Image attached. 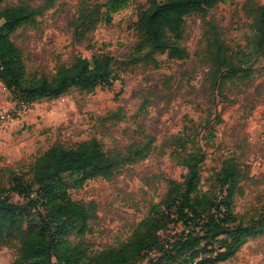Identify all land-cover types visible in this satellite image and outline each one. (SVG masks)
Instances as JSON below:
<instances>
[{
    "label": "rangeland",
    "instance_id": "374dc122",
    "mask_svg": "<svg viewBox=\"0 0 264 264\" xmlns=\"http://www.w3.org/2000/svg\"><path fill=\"white\" fill-rule=\"evenodd\" d=\"M42 0H3V6ZM152 1L165 0H57L35 22L24 25L11 38L22 52L30 79L56 77L61 66L78 58L111 56L113 79L86 92L71 89L57 100L19 104L0 80V194L15 203H27L17 192L31 190L33 166L55 145L66 148L97 140L108 156H120L115 174L97 177L77 186L75 177L62 175L69 197L90 206L94 218L86 231L73 230L67 239L80 244L88 257L128 243L140 222L163 202L169 182L182 183L184 158L201 148V191L211 198L222 193L217 177L223 163L235 164L241 174L233 197L237 219L250 226L260 219L264 206V60L254 64L253 76L210 89L208 66L203 58L206 42L204 18L186 17L179 45L185 60L164 61L135 52L138 13ZM264 5V0H256ZM247 0H224L205 18L224 31L230 46H246L251 19L243 6ZM100 7L92 17L91 11ZM82 8L89 16L79 18ZM117 8L116 11H113ZM94 28L85 30L90 20ZM188 142L184 150L175 138ZM142 152L135 159L133 154ZM118 159V157H117ZM32 189L31 197L38 195ZM172 228L173 232L177 229ZM167 234V233H163ZM19 241L0 248V264H13ZM158 254L144 256L137 264H153ZM82 259L79 264H86ZM219 264H264V234L251 238L236 255Z\"/></svg>",
    "mask_w": 264,
    "mask_h": 264
},
{
    "label": "trees",
    "instance_id": "16d2710c",
    "mask_svg": "<svg viewBox=\"0 0 264 264\" xmlns=\"http://www.w3.org/2000/svg\"><path fill=\"white\" fill-rule=\"evenodd\" d=\"M224 0H165L152 1L141 8L135 30L138 43L135 52L144 54L154 63L155 55L164 61L185 60L189 57L179 45L186 17L204 18V53L208 66L206 82L214 88L222 82L234 83L253 76L254 64L264 60V5L247 0L243 10L251 19V34L246 46H230L222 28L214 20H206L209 11ZM57 0H42L39 5L23 3L3 6L0 0V80L19 104H34L43 100H57L71 89L91 92L108 85L113 79L111 56L95 57L91 61L78 58L69 67L61 66L56 77L30 79L20 48L11 36L24 25L39 19ZM95 6L92 17L99 11ZM114 8L113 11H116ZM82 8L79 18L89 16ZM93 18L85 30L94 28ZM186 138H175L174 146L184 150ZM135 159L142 152L133 154ZM118 157V159H117ZM120 156L111 157L97 140L66 148L55 145L38 157L33 166L31 190L17 192L27 203H15L0 194V248L12 247L19 241L13 264H137L151 253L158 254L153 264H219L233 258L251 238L264 234V206L257 223L247 226L233 211V197L239 187L240 171L235 164L224 162L217 177L221 198L201 191V166L206 156L201 148L184 158L187 174L182 183L169 182L163 202L153 207L151 214L138 225L123 247L110 249L88 257L80 244L72 246L67 236L75 229L86 231L94 218L90 206L72 200L62 175L75 177L77 186L97 177L110 178L120 163ZM121 159V158H120ZM171 226L177 229L173 232ZM167 233V234H163Z\"/></svg>",
    "mask_w": 264,
    "mask_h": 264
},
{
    "label": "built area",
    "instance_id": "2783aa9c",
    "mask_svg": "<svg viewBox=\"0 0 264 264\" xmlns=\"http://www.w3.org/2000/svg\"><path fill=\"white\" fill-rule=\"evenodd\" d=\"M5 118H6V115H2L1 118H0V123H3Z\"/></svg>",
    "mask_w": 264,
    "mask_h": 264
}]
</instances>
